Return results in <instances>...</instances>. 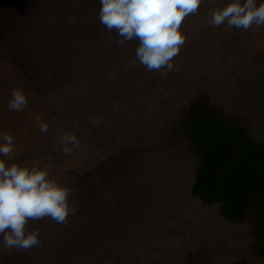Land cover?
<instances>
[{"label":"rangeland","instance_id":"obj_1","mask_svg":"<svg viewBox=\"0 0 264 264\" xmlns=\"http://www.w3.org/2000/svg\"><path fill=\"white\" fill-rule=\"evenodd\" d=\"M229 2L203 0L181 25L172 70L148 72L139 41L119 44L100 23L99 0H0V134L16 141L7 163L47 166L77 209L66 224L29 220L40 240L29 250L0 236V264H264L261 188L239 197L236 219L199 194L216 197L237 170L203 168L217 139L223 159L246 153L223 128L264 146V27L210 26ZM15 87L22 112L8 110ZM65 133L80 141L70 156Z\"/></svg>","mask_w":264,"mask_h":264},{"label":"clouds","instance_id":"obj_2","mask_svg":"<svg viewBox=\"0 0 264 264\" xmlns=\"http://www.w3.org/2000/svg\"><path fill=\"white\" fill-rule=\"evenodd\" d=\"M100 23L121 39L119 44L138 40L136 59L148 72L173 68L186 35L181 25L195 14L203 0H99ZM210 26L247 32L253 25L264 27V0H230L211 12ZM22 88L11 89L8 110L22 112L28 105ZM40 131L48 125L36 117ZM62 152L70 156L80 141L75 134L65 133ZM16 141L7 132L0 134V236L7 249L29 250L40 243L38 231H27L29 220L48 217L57 224H66L76 207L70 202L73 189L52 178L47 166L36 163L8 164L16 157ZM71 145V147H69Z\"/></svg>","mask_w":264,"mask_h":264},{"label":"trees","instance_id":"obj_3","mask_svg":"<svg viewBox=\"0 0 264 264\" xmlns=\"http://www.w3.org/2000/svg\"><path fill=\"white\" fill-rule=\"evenodd\" d=\"M198 114L203 118L208 117L205 113V110H201ZM213 116V115H211ZM219 120V119H218ZM219 124H221L219 122ZM222 133L227 139H233L237 144H239L243 150H245L246 159L247 160H257L259 161L256 164V169L258 176L255 178V182L257 186H261L264 188V146L258 143L252 142L249 138H247L244 134L240 133L238 129L226 130L223 128ZM225 138V137H224ZM215 147V148H214ZM214 147L212 146L211 150L206 149L207 157L206 162L215 164L218 161L223 159V152L226 150L225 142L217 139L214 143ZM235 168H239V165H235ZM229 176L223 180L222 186L219 189L218 195L216 197L208 198L206 197V193L202 190L199 191V194L205 199V201H216L222 200L223 204L221 207L222 213L232 219H236L239 216V212L241 211L242 203L239 201V197L243 196L248 189L240 186L241 191L239 190L238 185H243L246 181L243 180L245 178L244 175H237L235 173L228 174ZM244 176V177H243ZM242 182V183H241ZM244 182V183H243ZM197 189V188H196ZM198 190V189H197ZM198 192V191H197ZM264 192V190H263ZM263 192L260 195H263Z\"/></svg>","mask_w":264,"mask_h":264},{"label":"flooded vegetation","instance_id":"obj_4","mask_svg":"<svg viewBox=\"0 0 264 264\" xmlns=\"http://www.w3.org/2000/svg\"><path fill=\"white\" fill-rule=\"evenodd\" d=\"M229 147L230 146H228V148ZM227 158L224 157L223 160H221V161H219V162H217L215 164H212V163L204 161L202 166L204 168V167H207L209 165V166H212V168H215L217 166V164H220V163H223V164L227 163L228 164L229 163L230 165L235 167V165H239L240 164V167L234 173L237 174V175H244L245 178L243 180H245L246 182L245 183L243 182L244 183L243 185H238L239 186L238 187L239 188L238 191H241L240 186H243L244 188L248 189L247 193L252 198L256 197V187H260L261 188L259 193L263 192L264 188L261 187V186H257L256 182H255V178L258 176L257 169H256V164H258L259 161H257V160H247L245 153H244V157L241 160H233L232 159L230 161ZM252 169H253V171L251 172ZM244 197H246V196H244ZM259 202H260L259 205L261 206V209L264 210V192H263V195H261Z\"/></svg>","mask_w":264,"mask_h":264}]
</instances>
